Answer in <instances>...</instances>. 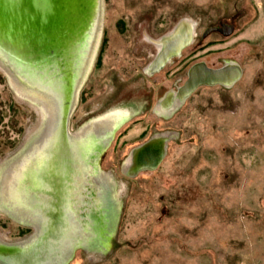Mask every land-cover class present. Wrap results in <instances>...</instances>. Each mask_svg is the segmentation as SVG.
<instances>
[{
    "label": "rangeland",
    "instance_id": "1",
    "mask_svg": "<svg viewBox=\"0 0 264 264\" xmlns=\"http://www.w3.org/2000/svg\"><path fill=\"white\" fill-rule=\"evenodd\" d=\"M103 11L98 51L68 127L113 108L135 115L95 163L112 175L120 200L106 252L76 246L65 264H264V0H103ZM184 19L194 24L193 43L146 74L153 46L143 32L162 37ZM225 25L233 27L228 35L217 29ZM227 61L241 68L232 86H199L168 116L154 112L190 66ZM38 121L36 106L19 99L0 70V162ZM167 131L154 168L123 173L132 148ZM31 228L0 212L1 239L15 242Z\"/></svg>",
    "mask_w": 264,
    "mask_h": 264
},
{
    "label": "bare ground",
    "instance_id": "2",
    "mask_svg": "<svg viewBox=\"0 0 264 264\" xmlns=\"http://www.w3.org/2000/svg\"><path fill=\"white\" fill-rule=\"evenodd\" d=\"M103 13V0H0V70L15 95L32 102L41 116L24 147L0 162V212L35 231L16 243L0 240V264H65L76 246L100 252L108 247L120 200L112 175L95 163L135 111L116 108L76 133L68 127L98 51ZM185 26L188 33L173 44L172 54H179L186 38V44L192 42L193 22L184 19L157 41L160 63L171 55L167 43ZM240 75L234 63L203 72L192 67L177 88V100L205 85L199 82L230 87ZM171 135L135 147L126 158L134 172L154 168Z\"/></svg>",
    "mask_w": 264,
    "mask_h": 264
},
{
    "label": "flooded vegetation",
    "instance_id": "3",
    "mask_svg": "<svg viewBox=\"0 0 264 264\" xmlns=\"http://www.w3.org/2000/svg\"><path fill=\"white\" fill-rule=\"evenodd\" d=\"M188 27L187 26H185L184 27V30L182 31V32H180V35H178L179 37H177V39H175V40H173L172 42H169V43H167V45H168V47H166V50H168L169 52H171V55H170V53H169V55H166L164 58H163V61H162V63H160V60H158V54H159V52H161V51H159L158 50V47H157V41H159V39L161 38V35H158V36H152V35H150V34H148L146 31H144L143 32V34H142V36H143V40L147 43V44H150L151 46H153V52L152 53H150L151 54V57H150V60H149V63L146 65V67L144 68V72L146 73V74H148V75H152L153 73H155L161 66H163V64L165 65V63H167V62H169L172 58H174V57H177V56H180L181 54V51L186 47V46H188V45H190V44H192L193 43V37H192V42L191 43H189V44H186V42H187V38L181 43L182 44V48H181V50H180V52H179V54H172V51H174L175 50V47H173V44H176L175 42H177L181 37H185L186 36V34L188 33V30L187 31H185L186 29H187ZM230 28H232V30L230 31ZM217 29H219V31L223 34V35H228V34H230L232 31H233V27L231 26V25H225V26H222V27H220L219 26V28H217ZM193 36H194V34H193ZM205 37V36H204ZM204 37H202V38H204ZM181 41V40H180ZM190 41V40H189ZM188 41V42H189ZM166 44V43H165ZM163 50H165V48L164 49H162V51ZM165 50V51H166ZM164 51V52H165ZM163 52V53H164ZM231 63H234V62H232V61H227V62H225L223 65H221V66H219V67H217V68H210V67H208L207 65H205L203 62H197V63H195V64H193L192 66H190V68H189V70L192 68V67H197L198 68V70L199 71H201V72H203V71H205V70H217V69H221V68H224V67H228ZM234 64H236L238 67H239V65L237 64V63H234ZM240 68V67H239ZM241 69V68H240ZM188 70V71H189ZM187 79V78H186ZM203 86V85H202ZM180 87V86H179ZM199 87V86H198ZM197 87V88H198ZM196 88V89H197ZM176 93H177V89H176V91H173V90H169L167 93H166V95L163 97V98H161L158 102H157V104H156V106H155V109H154V112L158 115V116H168L171 112H173L174 110H175V108L176 107H178V105L180 104L179 102H178V100H177V97H176ZM77 106V105H76ZM76 108V107H75ZM114 109H116V108H113V109H109L108 111H106V112H104V113H102V114H99L98 116H96V117H93V118H90V119H88V120H86L85 122H83V124H80V126L78 127H76V129L75 130H71L70 128H69V130L71 131V132H74V133H76V131H79L81 128H83V126L84 125H86V124H88V123H90V125H91V122H93V121H95L96 119H98L99 117H101L102 115H104V114H106L107 112H110V111H112V110H114ZM173 110V111H172ZM39 114V113H38ZM134 115H135V113H134ZM134 115L129 119V120H127V121H125L123 124H125V123H127L128 121H130L133 117H134ZM40 123H41V116H40V114H39V121H38V123L35 125V127H33L32 129H31V132L28 134V136H26V138H25V141H24V143L17 149V151H15L14 153H13V155H11V156H9V158H11V157H14L23 147H24V145L26 144V142H27V140H28V138H29V136L30 135H32V133L33 132H35L38 128H39V126H40ZM123 124H121V125H123ZM89 125V126H90ZM120 125V126H121ZM119 126V127H120ZM97 128L96 129H99L100 127H98V126H96ZM167 132H169V131H167ZM167 132H162V133H167ZM162 133H157V134H155V135H153L151 138H149V139H152V138H155V137H157V136H159L160 134H162ZM31 137V136H30ZM148 141V140H147ZM147 141H145V142H147ZM144 142V143H145ZM143 144V143H142ZM141 145V144H140ZM137 147V146H136ZM135 148V147H134ZM134 148H132L131 149V151L134 149ZM130 151V152H131ZM154 152V151H153ZM153 155V154H152ZM123 166L126 168V170H127V168H128V170H127V172L126 173H124V174H131L132 172H134V170H135V167H133V164H129L128 163V161L127 160H125V162L123 163V165H122V171H123ZM101 171V170H100ZM64 172V171H63ZM103 172V174H107V173H109V172H107V171H102ZM14 222V221H13ZM31 228V227H30ZM33 228V227H32ZM31 228V229H32ZM35 233V231H34V229H33V231L29 234V235H27L26 237H24L23 239H19V240H17V241H15V243L16 242H19V241H22V240H24V239H26L27 237H31L33 234ZM0 240L1 241H3V242H8V241H5L4 239H1L0 238ZM8 243H14V242H8Z\"/></svg>",
    "mask_w": 264,
    "mask_h": 264
},
{
    "label": "water",
    "instance_id": "4",
    "mask_svg": "<svg viewBox=\"0 0 264 264\" xmlns=\"http://www.w3.org/2000/svg\"><path fill=\"white\" fill-rule=\"evenodd\" d=\"M232 30V28H230V31ZM217 82H219V81H215V82H212V83H207V82H199L198 84H205V85H215V84H217ZM194 85V84H193ZM192 86V85H191ZM190 86V87H191ZM195 88V87H194ZM194 88L192 87V88H190L189 89V93H191L193 90H194Z\"/></svg>",
    "mask_w": 264,
    "mask_h": 264
}]
</instances>
